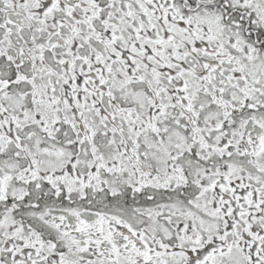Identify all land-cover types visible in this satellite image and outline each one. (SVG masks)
Listing matches in <instances>:
<instances>
[{"label":"snow or ice","instance_id":"6c2138e0","mask_svg":"<svg viewBox=\"0 0 264 264\" xmlns=\"http://www.w3.org/2000/svg\"><path fill=\"white\" fill-rule=\"evenodd\" d=\"M0 264H264V0H0Z\"/></svg>","mask_w":264,"mask_h":264}]
</instances>
